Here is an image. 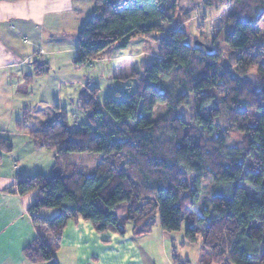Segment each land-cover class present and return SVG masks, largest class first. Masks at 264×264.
I'll return each instance as SVG.
<instances>
[{"label": "trees", "instance_id": "16d2710c", "mask_svg": "<svg viewBox=\"0 0 264 264\" xmlns=\"http://www.w3.org/2000/svg\"><path fill=\"white\" fill-rule=\"evenodd\" d=\"M231 4L224 41L237 52L234 71L221 63L219 53L189 44L187 34L175 29L163 37L159 57L124 80L134 82L133 90L117 91L103 103L98 87L79 97L76 115L84 122L71 126L68 111L57 107V117L38 128L25 110L19 129L31 131L37 149L57 151L60 161L57 174L17 175L15 185L5 190L21 197L36 194L29 208L34 225L45 226L57 242L67 224L78 219L98 233L120 236L129 224L133 236H146L158 221L165 233L178 232L194 214L187 211L198 206L203 179L210 177L231 190L228 196H214L212 212L205 211L208 253L201 264H264V0H202L204 9ZM176 10V0H95L91 18L78 33L75 68L126 48L134 34L165 33ZM33 65L36 77L50 72L45 62ZM252 69L257 84L245 78ZM170 80L177 81L181 96L175 97ZM216 90L223 94L219 105L209 93ZM190 97L194 115L186 121L179 106L188 107ZM160 106L167 110L157 118ZM222 117L228 126L219 123ZM231 130L244 136L234 149L228 147ZM12 150L0 137V161ZM72 154H99L101 160L87 169L72 164ZM43 210L60 212L46 219L40 216ZM196 243L197 227L189 225L182 246ZM24 253L34 263L56 260L55 251L38 239ZM173 260L190 264L175 252Z\"/></svg>", "mask_w": 264, "mask_h": 264}, {"label": "crops", "instance_id": "0c3cea01", "mask_svg": "<svg viewBox=\"0 0 264 264\" xmlns=\"http://www.w3.org/2000/svg\"><path fill=\"white\" fill-rule=\"evenodd\" d=\"M52 9H56L53 0L0 1V137L10 141L13 146L12 153L2 154V157L7 158L3 161L1 159L2 163L0 161V264H69V261L76 262L73 264H175L174 252L178 256L176 245L184 243L180 236L171 238L160 227L156 232L135 237L131 224L127 226L124 236L111 232L98 233L89 222L82 219L67 224L54 262L34 263L24 253L36 239L46 245L43 237L41 239L42 230L33 224L29 215V208L36 194L21 197L5 190L15 185L13 175L16 174L14 170L16 166L19 175L22 176L39 174L47 176V173L39 166L26 169L23 165V161L26 162L28 159L39 160L41 155L39 153L45 149H37L31 131L19 129V124H23L25 110L30 112V118L33 119V111L35 113L42 104L53 107L55 111L48 116L50 119L48 118L45 125L57 117V107L61 110L66 109L60 103L62 91L74 92L73 88L79 87L76 89L78 98L74 99L71 96L67 99L74 104L83 94L85 87L90 84H87L82 73L84 69H77L74 66L77 46L62 42L48 43L46 46L50 51L45 48L47 40L52 41L53 36L46 33L45 28ZM25 12L32 14L33 17L20 15ZM35 62L47 63L50 67L49 74L36 77L33 65ZM34 126L37 127L35 124ZM50 152L52 154L47 157L49 160L47 167L53 175L57 151ZM75 158L80 157L76 154L70 156L74 165L77 164L74 162ZM100 160L101 158H96V161L83 159L77 165L94 168ZM4 161L10 170L8 174L5 173L8 171L3 172L1 168ZM1 173L4 178H1ZM51 213L50 210H43L41 215L51 219L58 214L56 212L52 216ZM45 235L48 236L46 233ZM50 236L52 237L51 234ZM167 240L172 242V248L175 247L172 253ZM53 241L55 243L54 239ZM199 254V259L193 262L192 259L178 257L182 262L201 264L202 249Z\"/></svg>", "mask_w": 264, "mask_h": 264}, {"label": "rangeland", "instance_id": "374dc122", "mask_svg": "<svg viewBox=\"0 0 264 264\" xmlns=\"http://www.w3.org/2000/svg\"><path fill=\"white\" fill-rule=\"evenodd\" d=\"M53 2L56 9H52L53 11H51L49 14L48 22L45 23L46 33H50L53 36H51L52 41L47 40L45 48L50 51V48L46 46L48 43L57 44L62 42H67L71 46H77L78 33L91 18L95 7V0H53ZM176 4L177 10L174 13V20L167 25L165 33L154 34L151 38H141L134 34L131 36L130 42L126 48L117 47L110 51L104 52L97 60L92 61V63L83 67L82 69L84 70L82 73H84L83 75L86 77L87 84L90 83L85 87L83 93L88 94L89 89L91 90L95 87H98L100 89L98 101L103 103L106 99L115 97L117 91H127L129 88L133 90L135 87L134 82H125L124 80H126L133 72L141 73L144 65H151L154 60L159 57V48L163 37H166L169 31L175 29L182 30L187 34V42L189 44L196 45V43H201L204 45L202 49H205L206 51H210L212 49L214 52L219 53L221 55V63L227 67H230L234 71L237 60V52L230 49L224 41L226 34L230 30V27L227 25L226 21L228 15L233 10V5L231 4L224 8L204 9L202 7V0H176ZM20 15L22 17H28L27 15L33 17V15L28 12ZM261 28V39L264 42V20L261 24ZM245 78L251 83L257 84V70L252 69ZM168 85H170L172 89L174 88L175 97L181 96L182 91L180 92L178 90L179 86L176 80H170ZM78 88L79 87L73 88L74 92L68 90L61 92L60 103L62 104V107L66 108L68 111L69 122L71 126L75 123V121H85L84 116L76 115V103L71 104L70 101L67 100L68 97L71 96L74 99L78 98L76 94L78 93V91H76ZM209 93L214 96V100L217 102V104L218 102H221L223 94L220 93V91H209ZM192 103L193 98L190 97V104L188 107H185L184 105L179 106V114L186 121H191L194 115ZM166 110V106H160L157 109V118L160 117ZM52 112H55L53 107H46L40 104L37 108V111H35V113L33 111V123L38 128L43 127L44 123L49 118L48 116L51 115ZM50 117L52 118L53 116ZM219 123L223 127L228 126L226 118L222 117L219 120ZM230 135L231 139L228 147L233 149L239 147L244 136L237 130H231ZM39 154H41L39 160L28 159L26 162L23 161V165L26 169H34L39 166L42 168V171L47 173V177H49L51 172L50 168L47 167L49 164L47 157H49V154H52V152L44 150ZM76 156L81 158H75L74 162L77 164L81 163L83 159L96 161V158H101V155L99 154H76ZM5 158H7V156H3L2 161ZM1 168L3 169V172L8 171L5 172L6 174H8L10 171L8 165L5 166V161L3 162ZM86 168L93 169L90 167ZM59 171L60 161L57 158L54 174H57ZM17 175H19V173L13 175L15 180ZM1 178H4L2 173ZM242 184L245 185L244 183ZM190 186L195 189L197 184L190 180ZM230 190V186L216 184L210 177L203 179L198 206L187 211L189 213L192 211L194 214H192L191 217H188V221L184 222L181 231L168 234L171 236V238L180 236L185 242L186 231L189 225H194L197 227L196 244H187L182 246V244L178 242L180 244L176 245L178 252L177 254L180 258H189L192 259L193 262L195 259H199L198 257L200 255L199 253L201 249L203 251V255L206 254L208 250L203 246V239L206 229V224L204 221L208 220V218L205 211L208 210L212 212L211 199L214 196H228L230 194ZM248 191L253 197L254 193L250 189ZM50 212H52L51 214L53 216L56 214V212L59 213L60 210H50ZM41 213L42 211L40 212V216H42ZM43 218L47 219L48 217L44 215ZM255 224L257 225V223ZM37 228L40 231L42 230L43 234L40 233L41 239L43 237V241L46 242V245L50 249L55 251L56 255V251H58V247L61 245V243L57 241L54 243L48 229L45 226L40 225L37 226ZM157 230H160V221L157 222V225L153 231L156 232ZM44 232L48 234L47 237ZM167 241L168 247L172 253V242L170 240ZM73 263L69 261V264Z\"/></svg>", "mask_w": 264, "mask_h": 264}, {"label": "built area", "instance_id": "2783aa9c", "mask_svg": "<svg viewBox=\"0 0 264 264\" xmlns=\"http://www.w3.org/2000/svg\"><path fill=\"white\" fill-rule=\"evenodd\" d=\"M14 170H15V173L18 174V172H19V170H18V166H16V167L14 168Z\"/></svg>", "mask_w": 264, "mask_h": 264}, {"label": "water", "instance_id": "95a60500", "mask_svg": "<svg viewBox=\"0 0 264 264\" xmlns=\"http://www.w3.org/2000/svg\"><path fill=\"white\" fill-rule=\"evenodd\" d=\"M196 45H203V44H201V43H196Z\"/></svg>", "mask_w": 264, "mask_h": 264}]
</instances>
